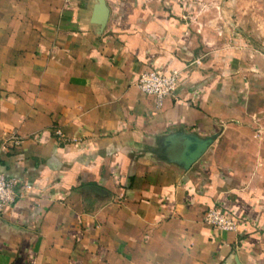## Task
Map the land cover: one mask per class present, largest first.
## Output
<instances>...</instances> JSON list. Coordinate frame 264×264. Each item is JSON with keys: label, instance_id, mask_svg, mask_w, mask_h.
Here are the masks:
<instances>
[{"label": "crops", "instance_id": "crops-1", "mask_svg": "<svg viewBox=\"0 0 264 264\" xmlns=\"http://www.w3.org/2000/svg\"><path fill=\"white\" fill-rule=\"evenodd\" d=\"M190 4L0 0V264H264V0Z\"/></svg>", "mask_w": 264, "mask_h": 264}, {"label": "built area", "instance_id": "built-area-1", "mask_svg": "<svg viewBox=\"0 0 264 264\" xmlns=\"http://www.w3.org/2000/svg\"><path fill=\"white\" fill-rule=\"evenodd\" d=\"M178 83L179 75L174 70L168 72L147 70L141 73L135 82L143 94L155 98L157 105H160L166 96L173 94ZM29 189V185L23 186L17 179L0 174V214ZM203 220L219 231L236 230V224L231 219V215L216 207L208 208Z\"/></svg>", "mask_w": 264, "mask_h": 264}, {"label": "rangeland", "instance_id": "rangeland-1", "mask_svg": "<svg viewBox=\"0 0 264 264\" xmlns=\"http://www.w3.org/2000/svg\"><path fill=\"white\" fill-rule=\"evenodd\" d=\"M190 2H191V4L189 5V10L190 11H196L195 10L196 6H197L196 0H190ZM250 8H253L254 11H256V16L258 17V11L261 10V6L252 5V6H250ZM236 26L239 27V25H236ZM247 29H254V30H256L255 32H257V34H259L258 33L259 30H263L264 29V25L261 23V21L260 22L257 21L256 23L251 22V23H248V28ZM249 39H251L250 40L251 41L250 44H252L254 47H257L258 49H261L259 51H262V53L264 54V37L263 36L261 37V35H257L256 37H252V38H249Z\"/></svg>", "mask_w": 264, "mask_h": 264}, {"label": "water", "instance_id": "water-1", "mask_svg": "<svg viewBox=\"0 0 264 264\" xmlns=\"http://www.w3.org/2000/svg\"><path fill=\"white\" fill-rule=\"evenodd\" d=\"M210 142L211 138L198 141L194 149L188 155L187 164L190 165L192 162L196 161L197 158L205 151Z\"/></svg>", "mask_w": 264, "mask_h": 264}]
</instances>
